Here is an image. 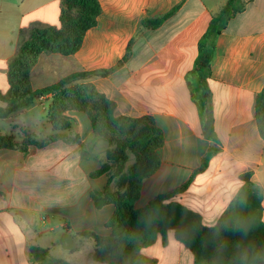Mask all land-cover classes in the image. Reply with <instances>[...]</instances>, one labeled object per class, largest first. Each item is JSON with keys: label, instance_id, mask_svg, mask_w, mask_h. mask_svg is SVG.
<instances>
[{"label": "crops", "instance_id": "obj_1", "mask_svg": "<svg viewBox=\"0 0 264 264\" xmlns=\"http://www.w3.org/2000/svg\"><path fill=\"white\" fill-rule=\"evenodd\" d=\"M99 2L97 25L86 32L79 51L68 57L43 54L31 70L32 89L78 72L109 71L88 82L116 104L115 115L152 117L164 136L159 170L144 181L136 209L174 193L165 204L178 203L199 214L205 226L215 227L244 187L241 176L249 174L250 183L263 191L264 223V140L255 120L256 97L264 88V0H247L245 11L230 19L216 39L208 105L218 152L211 157L207 155L214 143L203 131L204 92L191 72L199 41L227 0ZM176 8L160 26L143 25ZM59 15V0H0L2 94L10 89L9 65L29 31L58 26ZM51 104V96L45 95L0 120V136L12 137L18 145L28 137H63L43 148L30 145L27 152L0 150V264H35L33 246L72 264H101L91 261L94 242L76 234L112 232L106 224L115 207L98 208L92 198L120 188L114 170L92 177L106 162L109 143L95 134L81 111H67L71 129L54 131ZM127 156L125 172L135 163L130 151ZM65 232L78 245L75 252L62 248ZM165 236L159 235L152 246H184L174 230Z\"/></svg>", "mask_w": 264, "mask_h": 264}, {"label": "trees", "instance_id": "obj_2", "mask_svg": "<svg viewBox=\"0 0 264 264\" xmlns=\"http://www.w3.org/2000/svg\"><path fill=\"white\" fill-rule=\"evenodd\" d=\"M246 7L247 0H227L221 12L212 17L198 44V56L191 74L196 76L204 92V135L214 143L207 157L218 152L214 118L208 105L216 39L226 23L244 12ZM59 9V25L32 28L10 62V89L6 94L0 92V120L30 107L36 99L50 95L49 118L54 131L71 129L66 113L76 110L88 115L95 134L108 141L106 162L92 177L114 170V176L120 177V188L115 192L95 193L92 198L98 208L107 204L115 207L106 224L112 232L108 236L93 231L76 234L78 238L94 242L92 261L101 264L141 263L142 258L137 254L154 245L159 235L165 236L168 230H174L176 240L193 254L195 264H264L263 191L250 183L249 174L241 176L244 187L215 227L205 226L199 214L178 203L165 204L174 193L160 195L146 207L136 209L144 181L160 167L158 151L164 145V136L155 120L148 116L135 119L115 115L116 104L88 82L94 77L106 76L109 71L78 72L41 90L32 89L31 70L39 58L45 53H59L65 57L74 55L81 48L86 32L97 25L102 12L99 0H59ZM177 10L143 25L156 28ZM255 120L264 140V88L256 97ZM60 139L63 137L58 134L42 140L28 137L18 145L12 137L0 136V150L27 152L30 145L43 148ZM128 151L135 156V163L125 172ZM30 256L35 264H72L53 256L49 249L37 246L30 248Z\"/></svg>", "mask_w": 264, "mask_h": 264}, {"label": "rangeland", "instance_id": "obj_3", "mask_svg": "<svg viewBox=\"0 0 264 264\" xmlns=\"http://www.w3.org/2000/svg\"><path fill=\"white\" fill-rule=\"evenodd\" d=\"M82 241H84V243L90 242L88 240ZM80 249L86 251V247H81ZM137 255H139V257L141 255L143 261L141 263L140 261H138L137 264H195L193 261V256L189 253L187 249H185L184 246L182 248H178L176 245H169L163 247V245L157 244L155 246L147 248V250H144L143 252L141 251V254L139 252ZM203 264L211 263L205 262Z\"/></svg>", "mask_w": 264, "mask_h": 264}, {"label": "water", "instance_id": "obj_4", "mask_svg": "<svg viewBox=\"0 0 264 264\" xmlns=\"http://www.w3.org/2000/svg\"><path fill=\"white\" fill-rule=\"evenodd\" d=\"M60 243L62 245V248L67 251H74L78 248V245L76 244L75 240L68 232L62 234L60 238Z\"/></svg>", "mask_w": 264, "mask_h": 264}]
</instances>
